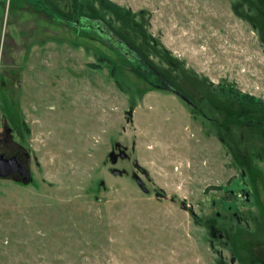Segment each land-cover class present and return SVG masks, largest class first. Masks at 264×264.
<instances>
[{
    "label": "rangeland",
    "instance_id": "374dc122",
    "mask_svg": "<svg viewBox=\"0 0 264 264\" xmlns=\"http://www.w3.org/2000/svg\"><path fill=\"white\" fill-rule=\"evenodd\" d=\"M78 1L79 18L0 0V139L33 179L0 178V264H244L264 225V0Z\"/></svg>",
    "mask_w": 264,
    "mask_h": 264
},
{
    "label": "flooded vegetation",
    "instance_id": "af4514ba",
    "mask_svg": "<svg viewBox=\"0 0 264 264\" xmlns=\"http://www.w3.org/2000/svg\"><path fill=\"white\" fill-rule=\"evenodd\" d=\"M73 25L76 26V25H78V23H74ZM82 26H86L89 29H90V27H92L91 24L86 25V23L82 24ZM96 29H97V33H98L100 39L103 40V38H104L105 40L111 42L113 44L112 45L113 47L118 49V53H117L118 56L120 54H122L125 57H129V56L133 57V60L138 65H140L139 67L141 68L142 71H145L146 73H156L153 71V69L152 70L149 69V65L147 64V62L142 60L139 56V53L136 52L134 49H132L131 46L128 45V43L126 41H124L122 38L119 39L118 37H114L113 34H111L110 32L106 33V31H105L106 29H100L97 26H96ZM117 36H119V35H117ZM155 77H158V76L155 75ZM158 84L162 89L173 93L178 98H180L182 101H185L189 105H191V107H193V109H197L199 112V109L196 107V105L193 102H191L188 99V97L186 95H184L180 90L176 89L171 83H169L166 80L161 79V82ZM244 114L245 113H243L242 115H244ZM203 116H205V115H203ZM238 121L240 123L246 124L247 126H253L256 124L251 120L250 121L242 120V118L239 119ZM261 132H262V136H261L260 142L263 144L264 143V136H263L264 131H261ZM257 150H259L258 154H260L262 157V155L264 153V151H263L264 147L263 148L257 147ZM0 153L3 154L4 156H6L7 158L17 157L20 161H22L25 164L26 167H28L30 164L29 163L30 162L29 154L24 150L23 146L17 145L15 141H12L11 131L6 130L4 133V137L0 139ZM26 162H27V164H26ZM14 179L20 180L21 177H20V175L17 174ZM258 229H259V232H257V229H256V234H255L258 236L246 237V235H244V237H245L244 239H246V241L244 242V245L243 244L240 245V250H242L243 252L246 253L245 258L243 259L244 264H264V225ZM234 238H233V240H234ZM234 244H235V242H233L231 246H233ZM233 259H235V258L233 257ZM233 259H232V261H233Z\"/></svg>",
    "mask_w": 264,
    "mask_h": 264
},
{
    "label": "water",
    "instance_id": "95a60500",
    "mask_svg": "<svg viewBox=\"0 0 264 264\" xmlns=\"http://www.w3.org/2000/svg\"><path fill=\"white\" fill-rule=\"evenodd\" d=\"M131 115L132 113L129 112V116ZM7 131H10V129H7ZM125 156L126 155L123 152L119 154L120 158H125ZM115 160L116 159H114V161ZM17 174L20 175L21 177L20 180L14 179ZM113 174L119 175L120 172L114 170ZM0 178L2 179L13 178L14 181H19L25 185L30 184L33 180L29 169L25 166V164L22 161H20L17 157L6 158L2 154H0ZM137 184L140 188L143 189V191H147L146 189L143 188L141 181L137 180Z\"/></svg>",
    "mask_w": 264,
    "mask_h": 264
},
{
    "label": "trees",
    "instance_id": "16d2710c",
    "mask_svg": "<svg viewBox=\"0 0 264 264\" xmlns=\"http://www.w3.org/2000/svg\"><path fill=\"white\" fill-rule=\"evenodd\" d=\"M101 1H103L104 3H105V5H107V7H109L112 11H114L115 13H122V12H120L122 9L118 6V5H116V4H114V3H112V2H110L109 0H101ZM78 4H79V1L78 0H72V10H73V15H75V17H76V15L78 16V18H79V14H78ZM104 6V5H103ZM79 20V19H78ZM80 21V20H79ZM78 21V23H80ZM249 99L251 100V101H253V103L255 104V105H257V103L256 102H258L257 100H255V99H252V98H250L249 97Z\"/></svg>",
    "mask_w": 264,
    "mask_h": 264
}]
</instances>
